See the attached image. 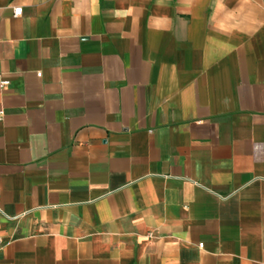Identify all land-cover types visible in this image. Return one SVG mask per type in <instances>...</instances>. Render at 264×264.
Masks as SVG:
<instances>
[{"label":"crops","instance_id":"obj_1","mask_svg":"<svg viewBox=\"0 0 264 264\" xmlns=\"http://www.w3.org/2000/svg\"><path fill=\"white\" fill-rule=\"evenodd\" d=\"M1 112L0 264H264V0H0Z\"/></svg>","mask_w":264,"mask_h":264},{"label":"built area","instance_id":"obj_2","mask_svg":"<svg viewBox=\"0 0 264 264\" xmlns=\"http://www.w3.org/2000/svg\"><path fill=\"white\" fill-rule=\"evenodd\" d=\"M21 15H22V9L21 8H16V9L13 10V16L14 17L17 18V17H20ZM5 85H7V82L6 81H3L1 83V86L4 87ZM2 115H3V113L1 112L0 113V120H1ZM198 247L199 248H202V245H199Z\"/></svg>","mask_w":264,"mask_h":264}]
</instances>
